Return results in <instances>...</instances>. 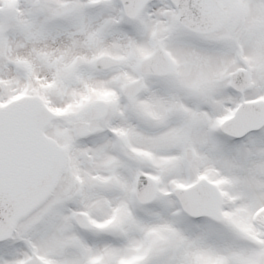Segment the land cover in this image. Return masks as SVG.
<instances>
[{
  "label": "snow or ice",
  "instance_id": "6c2138e0",
  "mask_svg": "<svg viewBox=\"0 0 264 264\" xmlns=\"http://www.w3.org/2000/svg\"><path fill=\"white\" fill-rule=\"evenodd\" d=\"M0 264H264V0H0Z\"/></svg>",
  "mask_w": 264,
  "mask_h": 264
}]
</instances>
